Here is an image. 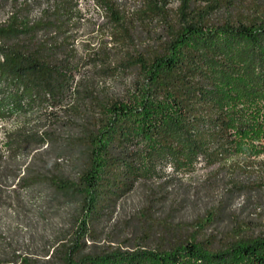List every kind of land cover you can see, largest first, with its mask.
I'll use <instances>...</instances> for the list:
<instances>
[{
	"label": "trees",
	"instance_id": "16d2710c",
	"mask_svg": "<svg viewBox=\"0 0 264 264\" xmlns=\"http://www.w3.org/2000/svg\"><path fill=\"white\" fill-rule=\"evenodd\" d=\"M92 1L101 18L89 0H12L0 23V197L12 179L82 196L62 264H264V232L239 229L220 241L87 243L141 182L263 167L264 0ZM85 25L100 37L79 46ZM71 126L61 149L81 157L74 178L18 157Z\"/></svg>",
	"mask_w": 264,
	"mask_h": 264
},
{
	"label": "rangeland",
	"instance_id": "374dc122",
	"mask_svg": "<svg viewBox=\"0 0 264 264\" xmlns=\"http://www.w3.org/2000/svg\"><path fill=\"white\" fill-rule=\"evenodd\" d=\"M13 6L12 0H0V23ZM89 8L94 18H101V11L92 0ZM92 36L100 37L83 26L78 35L79 46ZM107 82L121 85V80ZM105 83L98 80L100 86ZM16 125L12 121L6 126ZM73 130L71 126L60 133L59 143L44 145L32 153L24 150L18 157L30 163L33 172L52 170L61 177L74 178L81 157L76 160L61 149V142ZM2 136L3 129L0 145ZM13 170L12 176L18 172L15 167ZM16 183L13 179L4 183L1 191L0 264H62L56 251L74 241L82 216V196L41 182L32 188ZM236 229L247 235L264 232V165L255 170L200 167L183 180L141 182L94 223V240L89 238L87 243L106 246L147 239L150 244H157L162 238L190 235L220 241Z\"/></svg>",
	"mask_w": 264,
	"mask_h": 264
}]
</instances>
